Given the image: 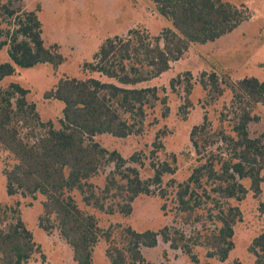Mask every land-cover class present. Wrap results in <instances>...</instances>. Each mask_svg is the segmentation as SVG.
<instances>
[{"label":"trees","instance_id":"obj_1","mask_svg":"<svg viewBox=\"0 0 264 264\" xmlns=\"http://www.w3.org/2000/svg\"><path fill=\"white\" fill-rule=\"evenodd\" d=\"M154 4L158 14L171 21L172 28L154 37L146 31L131 29L126 36L107 38L93 61L83 65L85 72L98 73L119 85L92 76L63 77L44 93L46 99L63 104L61 128L56 129L52 121L40 120L35 104L27 101L28 89L17 83L0 88V146L15 161L4 173L6 192L9 196L38 193L44 196L39 227L46 233L58 229L72 248L77 264H94L93 251L102 239L108 264H157L147 260L142 249L157 247L160 239L194 260L193 244L201 242L209 250L208 255L217 256L220 261H225L234 247L233 227L242 212L238 206L224 203L221 206L220 200L214 201L218 212L209 216L220 227L205 233L200 242L190 243L192 237L171 226L158 231H137L118 223L103 229L98 218L85 213L70 194L79 191L87 206L101 212L129 216L139 195L160 190L163 176L175 173L171 163L152 162L154 176L142 180L139 168L143 162L139 153L126 159L116 150L101 146L94 137L110 134L126 138L141 132L145 108L160 99L158 89L127 86L158 78L191 44L214 41L234 30L247 17L243 4L239 8L222 0H154ZM0 17L9 19L15 26L0 42V47L8 46L10 59L0 64V79L13 75L17 67L32 68L47 63L57 68L65 62L58 44L45 45L38 10L17 9L12 1L0 0ZM178 80L172 79L171 86ZM201 83L205 89L210 87L216 97L222 96L226 87L230 89L232 100L222 113V120L228 118L232 122L234 135L225 134L220 126L217 132L220 137L218 134L217 138L208 137L205 123L192 128L190 140L200 164L177 191L178 209L185 214L187 223L191 219L202 220L195 212L202 204L201 197L214 200L212 195H217L224 201L242 200L249 190L259 196L264 182V133L252 138L248 131L249 124L258 120L252 113L264 104V81L254 77L231 81L227 74L219 79L212 73L208 81L201 79ZM161 101L166 103V98ZM20 123L29 126L31 131L22 133ZM35 128L42 129L43 133L35 135ZM153 146L152 154L156 157L163 144L157 140ZM105 164H113V168L105 177L104 187L97 189L90 180ZM244 180L250 181L249 189ZM197 188L201 191L199 198L195 193ZM160 194L164 197L165 191L161 189ZM249 251L256 258L255 264H264V232L253 239ZM40 253L41 246L25 226L19 210L0 202V264H25ZM163 256H167L166 252Z\"/></svg>","mask_w":264,"mask_h":264},{"label":"rangeland","instance_id":"obj_2","mask_svg":"<svg viewBox=\"0 0 264 264\" xmlns=\"http://www.w3.org/2000/svg\"><path fill=\"white\" fill-rule=\"evenodd\" d=\"M9 0H5L7 2ZM14 8L22 10H38L42 23V37L46 46L58 44L65 57V62L57 68L50 64H39L32 68H16V72L0 79V88H6L10 83H17L29 90L27 101L34 103L42 122L52 121L56 129L61 128L63 118V104L55 99H46L44 93L55 87L63 77L87 79L98 78L104 82H116L98 73L85 72L83 65L92 62L94 55L102 43L114 36H126L131 29L146 31L151 37L159 36L164 29L172 28L168 19L158 14L154 0H10ZM237 7L245 6L246 20L242 21L234 30L203 44H191L189 49L177 61L171 62L170 69L158 78L130 88L156 87L160 99L152 106L145 108L146 115L141 124V132L133 133L126 138H117L110 134H99L94 137L109 151L116 150L124 158L129 159L134 153H139L142 167L138 165L140 177L147 180L154 176L152 162H168L175 168L174 174H165L160 184V190L165 191L161 197L157 188L155 194H141L133 202V211L129 216L119 212L112 215L101 212L93 206H87L79 191L70 194L78 206L87 214H94L99 226L107 229L111 224L131 226L137 231H158L165 226L176 227L193 240L201 241L205 233L216 231L220 223L210 219V214H216L218 209L215 200L224 205L238 206L242 212L233 229L234 247L225 261L208 255V249L200 243L192 245L191 255L182 250H173L169 244L161 239L153 249L143 248L147 260L157 264H255V256L249 247L255 237L264 232V182L262 192L254 196L249 190L244 199H219L212 195L208 200L201 197L202 204L195 210L201 221L191 219L184 222V213L178 209V186L186 182L194 169L199 166V155L195 151L190 133L192 128L205 123L206 136L217 138L220 126L225 134L234 135L233 124L228 118L222 120V113L229 107L232 100L230 89L226 87L222 96L216 97L211 88L207 89L201 79L208 81L209 75L216 73L219 79L227 74L231 81H238L245 77H254L264 81V0H222ZM248 11V13H246ZM0 29L6 39L7 31H13L15 26L9 19L0 17ZM8 46L0 47V64L9 62ZM205 73V76H203ZM172 87V79H178ZM117 83V82H116ZM119 85V83H117ZM166 98V103L161 99ZM258 120L248 126L252 138L264 133V104L252 113ZM206 117V119H205ZM205 120V121H204ZM22 126V133L31 131L29 126ZM43 133L35 128V135ZM204 135V134H203ZM218 137L220 135L218 134ZM160 141L163 148L152 154L153 143ZM213 149V148H212ZM215 149V147H214ZM15 163L13 157L0 146V202L8 207L17 208L21 219L34 240L41 246V253L35 254L25 264H77L73 260L72 248L54 228L46 233L39 227V218L43 213L42 202L44 196L20 194L9 196L6 192L5 170ZM113 164H105L99 174L91 178L97 189L105 185V177L112 170ZM246 188H250V181L244 180ZM199 198V188L195 189ZM165 205V206H164ZM164 206V209H163ZM194 238H198L196 240ZM106 244L102 239L93 251L94 264H108L105 256ZM167 256L164 257L163 253Z\"/></svg>","mask_w":264,"mask_h":264},{"label":"crops","instance_id":"obj_3","mask_svg":"<svg viewBox=\"0 0 264 264\" xmlns=\"http://www.w3.org/2000/svg\"><path fill=\"white\" fill-rule=\"evenodd\" d=\"M151 249H153V248H151Z\"/></svg>","mask_w":264,"mask_h":264}]
</instances>
